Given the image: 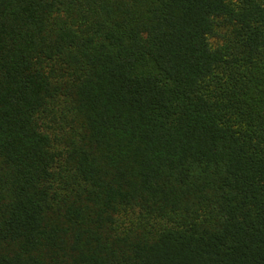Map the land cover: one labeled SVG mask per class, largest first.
<instances>
[{
    "label": "trees",
    "instance_id": "1",
    "mask_svg": "<svg viewBox=\"0 0 264 264\" xmlns=\"http://www.w3.org/2000/svg\"><path fill=\"white\" fill-rule=\"evenodd\" d=\"M0 264H264V0H0Z\"/></svg>",
    "mask_w": 264,
    "mask_h": 264
}]
</instances>
